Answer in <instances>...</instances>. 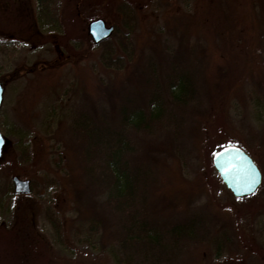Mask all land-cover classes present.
<instances>
[{"label":"rangeland","instance_id":"1","mask_svg":"<svg viewBox=\"0 0 264 264\" xmlns=\"http://www.w3.org/2000/svg\"><path fill=\"white\" fill-rule=\"evenodd\" d=\"M250 1L253 5L246 12L255 31L253 46L239 50L237 60L234 56L215 59L210 46L215 30L201 23L196 29L191 19L188 38L206 45L208 63L213 59L210 65L214 68H237L233 75L236 84L226 101L227 124L223 125H228L229 133L226 137L217 133L223 119L211 125L208 112L196 114L189 136L182 138L185 148L157 162V183L147 202L149 209L156 212L151 219L161 226L166 223L170 227L196 215L203 217L206 237L198 242L183 240L176 249L162 250L156 254L158 263L149 256L140 260L136 256L137 262L264 264V117L258 113L260 101L264 100V0ZM161 2L56 0L54 9L61 10L65 25L60 24L61 18L55 27L48 18L40 22L36 0H0V78L4 81L0 131L5 138L0 159V264H51L52 257L74 258L79 264H116L110 254L111 242L103 248L100 237L95 235L94 246L86 242L87 226L93 215L88 207L95 205L93 208L99 207L98 211L103 208L102 199L83 183L79 135L74 122L88 112L111 113L117 103L118 84L126 83L130 70L106 69L101 63L102 46L85 52L90 23L85 13L89 11V16H93V9H86L104 3L109 21L99 19L124 29V17L118 9L130 7L138 18L132 36L135 46L149 49L147 43L155 40L153 33L159 28L166 29L160 42L173 46L175 40L167 25L174 27L176 21L168 23V18L180 7L163 3L161 9L155 8ZM178 2L184 5L183 1ZM232 3L233 0H227L226 8ZM78 7L85 12L77 13ZM229 34L234 42L242 36L236 30ZM78 42L80 48L75 45ZM221 42L217 38L215 44L220 46ZM168 61L164 55L163 72ZM147 79L143 78L140 86L132 84L135 97H144L149 86L145 85ZM204 96L203 109H208L211 105ZM137 137L139 134L135 143ZM229 138L238 142L262 171V185L253 196L235 197L214 167L218 145ZM14 176L34 181L28 196L20 198L15 194ZM47 210L58 216L62 224L60 236L49 222ZM103 211L108 222L112 221L109 211ZM31 224L35 232L31 231ZM220 235L228 243L218 256L216 237Z\"/></svg>","mask_w":264,"mask_h":264},{"label":"trees","instance_id":"2","mask_svg":"<svg viewBox=\"0 0 264 264\" xmlns=\"http://www.w3.org/2000/svg\"><path fill=\"white\" fill-rule=\"evenodd\" d=\"M36 1L40 22H45L48 18L57 27L56 23L61 18L63 20L64 15L59 8L54 9L56 0ZM161 1L155 8L161 9L163 3H168L177 4L181 10V15L180 10L175 9L168 18V23L176 21L174 27L172 24L167 25L171 37L175 40L173 46H165L160 42V38L166 33L164 28H159L153 33L156 38L147 43L149 49L135 46L132 36L138 18L130 7L118 9V14L124 17L122 27L127 32L114 22L108 23V12L104 3L94 4L86 9H93V16H89V11L85 13L87 23L103 18L108 20V25L114 27L112 36L99 44L87 34L85 52L89 53L102 46L101 63L106 69L115 72L130 70L126 83L118 84L117 103L111 113L88 112L81 114L74 122V130L79 135L78 155L83 163V183L102 199L103 208L98 211L99 207L95 209V205H89V214L93 215L90 217L91 223L87 226L89 233H86V242L94 246V235L100 237L103 248L107 242H111L110 254L116 264H142V260H136L144 256L152 257L158 263L156 254L162 250H173L169 249L170 247L176 249L175 247L181 246L183 240L204 241L208 232L205 231L203 217L198 215L170 227L165 223L162 227L156 220L151 219L156 212L147 206L157 183V162L174 153L178 154L185 148L182 138L189 136L196 114L208 112L207 117L211 125L219 121V118L223 119V124L217 126V133L220 137L229 133L228 125H223L227 124L226 101L236 84L233 75L237 68L230 67L229 71L223 67L214 68L210 65L213 59L208 63L206 45L201 40L195 42L188 38L187 29L191 19L195 22L193 26L196 29L198 23H201L202 26L207 25L209 29L215 30L216 35L210 45L214 48L215 59L226 60L234 56V60H237L236 53L251 48L255 36L253 23L247 18L246 12V8L250 10L253 5L250 0H233L229 8H226L227 0H180L183 1V6H180L178 0ZM75 10L77 13L85 12V9L79 7ZM141 10L138 11L140 14ZM60 24L63 27L64 20ZM68 28L69 26H66V33ZM234 30L242 35L237 42H234L229 34ZM217 38L222 40L220 46L215 44ZM80 43L75 45L80 48ZM164 55L169 61L165 65L167 69L163 72L161 60ZM146 76L148 79L145 85H149L148 90L144 92L142 99L135 97L132 84L140 86L141 80L147 78ZM226 78L228 79L225 80ZM0 82L4 83L2 78ZM142 93L140 92L141 95ZM106 95L109 97L108 90ZM204 95L211 105L208 109H203ZM261 100L257 111L264 117V100ZM138 134L135 143L134 138ZM229 145L240 144L229 138L218 145L217 152ZM32 184L34 185V181ZM26 196L28 195H19L20 198ZM106 209L112 219L110 222L104 211L101 212ZM46 214L55 232L60 236L62 224L58 216L50 210H47ZM30 228L35 232L32 224ZM221 236L223 235L216 237L218 256L223 254L228 243L227 239ZM38 239L42 240L41 237ZM51 264L79 262L74 258L52 257Z\"/></svg>","mask_w":264,"mask_h":264},{"label":"water","instance_id":"3","mask_svg":"<svg viewBox=\"0 0 264 264\" xmlns=\"http://www.w3.org/2000/svg\"><path fill=\"white\" fill-rule=\"evenodd\" d=\"M114 32L113 26H107L103 19L89 23L88 33L95 43L99 44L109 38ZM4 86L0 82V110L3 103ZM5 138L0 131V159L3 155ZM213 164L222 182L237 198L253 195L262 185L263 174L253 157L238 145H229L215 153ZM14 192L18 195H28L32 192L31 179L12 178Z\"/></svg>","mask_w":264,"mask_h":264},{"label":"flooded vegetation","instance_id":"4","mask_svg":"<svg viewBox=\"0 0 264 264\" xmlns=\"http://www.w3.org/2000/svg\"><path fill=\"white\" fill-rule=\"evenodd\" d=\"M106 24H107V23H106ZM107 26H111V25H108V24H107Z\"/></svg>","mask_w":264,"mask_h":264}]
</instances>
